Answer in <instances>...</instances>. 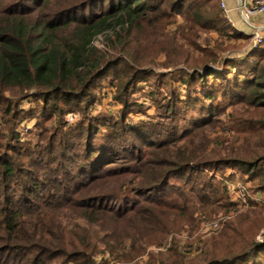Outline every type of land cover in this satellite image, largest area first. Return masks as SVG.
I'll return each instance as SVG.
<instances>
[{
	"label": "trees",
	"instance_id": "obj_1",
	"mask_svg": "<svg viewBox=\"0 0 264 264\" xmlns=\"http://www.w3.org/2000/svg\"><path fill=\"white\" fill-rule=\"evenodd\" d=\"M96 1L36 0L33 7L21 9L18 4L9 6L0 0L1 122L11 125L21 113L32 115L23 111L21 105L30 97L43 111L53 115L61 111V103L67 105L69 99L85 97L89 87L105 73L119 76L120 81L124 79L128 88L134 78L148 74L161 77L172 71L193 92L179 104L180 110L187 113L197 106L201 110L194 121V117L189 119L196 127H206L227 108L240 105L227 114L230 123L237 125L233 128L237 139L214 154V166H211L236 167L247 173L249 180L260 179L253 167L254 161H264V119L241 115L248 107L264 110V46H251L242 55L221 58L227 49L222 39L213 46L207 41L205 45L199 43L202 34L210 31L226 38L236 34L250 36L230 24L220 5L216 6L219 0H107L106 8L98 11L95 9L99 1ZM89 4V15H78L77 11ZM178 17L182 22L177 23ZM98 36L103 38L102 47L94 44ZM220 101L225 104L220 105ZM162 106L165 114H173L176 107L167 99ZM3 129L0 125V264H95L93 255L101 250L92 244L94 230L89 224L94 220L101 225L105 219L113 237H119L123 245L133 239L135 226L120 225L129 216L135 218L137 210L92 202L115 195V191L78 198L74 196L79 189L76 183L71 181L68 186L60 183L67 175L59 174L60 168L57 177L44 184L39 176L25 171L27 167H35L29 157L38 153L12 146L10 141L15 138V132H8L10 135L6 137ZM230 131L229 127L225 132ZM178 140L163 138L161 144L145 141L163 152L170 143L181 149L180 153L166 150L176 158V162L169 160L171 166L190 170L192 163L210 165L206 161L211 152H205L204 146L199 153L196 146L177 145ZM100 149L90 144L87 157L94 155L99 164L111 163L107 159L114 156ZM119 151L116 148V154ZM98 173L101 172L89 176L104 183L115 176V172ZM147 175L141 182L142 189L155 187L147 177L159 181V173ZM132 183L133 179L126 177L118 191L130 189ZM210 188L214 194L218 192L216 185ZM20 194L27 197L17 201ZM116 226L120 230L115 231ZM105 244L104 252L114 256L117 252L111 249L109 240ZM259 249H264V240L244 242L234 256L218 257L210 252L197 264H228L239 257L248 258L247 264H264V260L255 258L254 252ZM122 256L126 258L127 254H118ZM107 263V258L102 257L101 264ZM174 264L191 263L181 259Z\"/></svg>",
	"mask_w": 264,
	"mask_h": 264
},
{
	"label": "rangeland",
	"instance_id": "obj_2",
	"mask_svg": "<svg viewBox=\"0 0 264 264\" xmlns=\"http://www.w3.org/2000/svg\"><path fill=\"white\" fill-rule=\"evenodd\" d=\"M98 1L99 6L95 10L106 8L107 0L96 2ZM256 1L264 2L254 0L250 6ZM4 2L9 6L18 4L17 7L26 9L33 7L36 0ZM220 3L217 2L216 6ZM242 3V0L241 4L236 1L235 9L239 13L240 22L247 27L249 37L236 34L226 38L219 36L216 31H210L203 33L199 39L201 45H205L207 41L210 46L222 39L227 49L221 58L242 55L253 46L252 32H263L254 27L256 23L252 19V16L261 13H247L246 16ZM87 6L90 4L80 8L78 15L88 16L90 9ZM227 15L229 17V9ZM180 22L182 19L178 17L177 23ZM102 40V36H98L94 44L102 47ZM119 79V76L112 77L111 72L99 76L89 87L85 97L69 99L67 105L61 103V111L53 115L48 110L43 111L35 99L30 97L21 105L23 111L32 112V115L25 116L21 113L11 125H4L0 119L6 137L10 135L8 132H15V138L10 141L12 146L20 149L25 147L38 153L29 157L35 162V167H27L25 171L33 173L34 177L39 176L44 184H50L57 177L56 172L60 168L59 174H67L59 180L63 186H68L71 181L78 185L79 189L74 196L80 198L113 190L115 195H106L92 202L137 210L135 218L133 215L129 216L120 225L136 228L132 231L133 239L125 245L119 237H113V230L105 225V219L101 225L95 220L89 224L94 230L92 244H95L97 250H101L93 255L95 264H101L102 257L107 258V264H174L181 259L197 264L203 262L204 255L210 252L215 256L228 258L236 255L234 252L244 242H262L264 189L261 188H264V161H254L253 171L260 175V179L255 180H249L248 174L240 172L236 167H225L222 164L212 167L216 152L237 139L233 131L237 125L230 123L227 114H231V110L240 105L227 108L210 125L198 128L191 123L196 115L201 114L198 106L187 113L185 109L179 108L182 100L193 92L182 85L178 73L171 71L161 77L143 75L134 78L128 88L125 87L127 81ZM166 99L176 105L173 114L163 113L165 108L162 103ZM220 103L224 105L225 101ZM242 116L264 119V110L248 107ZM229 127L232 131L225 132ZM163 138H179L177 145L186 148L196 146L199 153H202L201 148L204 146L205 152H211L206 161L210 165L206 166L203 162L192 163L190 170L169 165V160L176 162V158L171 157L166 150L180 153L181 149L170 143L164 147L163 152L159 147L147 145L145 141L161 144ZM239 143L240 140L236 145ZM90 144L101 148L106 152L102 151L104 154L114 156L113 159H107L112 162L104 165L106 162L99 164L94 155L88 158ZM116 148H120L117 154ZM96 172H115V176L110 182L104 183L101 179L93 180L89 176ZM151 172L160 174L159 181L147 177L155 187L149 189L147 186L142 189V180ZM126 177L133 179L130 189L118 191ZM211 185L217 186L216 194L211 190ZM63 194L70 196L67 192ZM25 197L27 196L20 194L16 200L20 201ZM32 200L37 201L35 198ZM120 226H116L115 231L120 230ZM106 240H109L111 249L114 248L117 252L114 256L108 251L104 252ZM122 252L127 254L126 258L118 257ZM254 253L256 260H264V249ZM247 261L248 258L239 257L228 264H247Z\"/></svg>",
	"mask_w": 264,
	"mask_h": 264
},
{
	"label": "crops",
	"instance_id": "obj_3",
	"mask_svg": "<svg viewBox=\"0 0 264 264\" xmlns=\"http://www.w3.org/2000/svg\"><path fill=\"white\" fill-rule=\"evenodd\" d=\"M236 1L238 0H219V2H223L225 4V7L227 9H229V17H230V24L232 26H234V28H236L238 31L243 32V33H247V27L244 26L241 22H240V17H239V13L237 12V10L235 9L236 7ZM244 2V4L246 6H250L254 0H242ZM264 1V0H262ZM253 21L256 23L255 26H257L258 30L260 29L261 31L264 32V15L263 14H256L255 16H252ZM246 29V30H245ZM262 32V35L264 36ZM264 46V45H262Z\"/></svg>",
	"mask_w": 264,
	"mask_h": 264
},
{
	"label": "built area",
	"instance_id": "obj_4",
	"mask_svg": "<svg viewBox=\"0 0 264 264\" xmlns=\"http://www.w3.org/2000/svg\"><path fill=\"white\" fill-rule=\"evenodd\" d=\"M242 5L246 11V16L248 15L247 13H249V14H253V13L264 14V2L256 1L255 4L250 6V8H247V6H245L244 3H242ZM220 7L222 8L223 12L225 13L226 18L230 21L228 15H227L228 9L225 7L223 2L220 3ZM252 42H253V46L263 45L264 44V36L262 34H260L259 32L254 31V32H252Z\"/></svg>",
	"mask_w": 264,
	"mask_h": 264
},
{
	"label": "water",
	"instance_id": "obj_5",
	"mask_svg": "<svg viewBox=\"0 0 264 264\" xmlns=\"http://www.w3.org/2000/svg\"><path fill=\"white\" fill-rule=\"evenodd\" d=\"M238 3L241 4V0H238ZM255 28H258L257 26H254Z\"/></svg>",
	"mask_w": 264,
	"mask_h": 264
}]
</instances>
